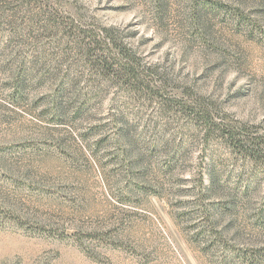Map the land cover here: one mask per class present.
Segmentation results:
<instances>
[{"label":"rangeland","instance_id":"374dc122","mask_svg":"<svg viewBox=\"0 0 264 264\" xmlns=\"http://www.w3.org/2000/svg\"><path fill=\"white\" fill-rule=\"evenodd\" d=\"M110 29L151 93L90 67ZM228 130L264 134V0H0V264H264Z\"/></svg>","mask_w":264,"mask_h":264},{"label":"trees","instance_id":"16d2710c","mask_svg":"<svg viewBox=\"0 0 264 264\" xmlns=\"http://www.w3.org/2000/svg\"><path fill=\"white\" fill-rule=\"evenodd\" d=\"M114 30H103L102 32V41L97 40L95 36L89 37L92 39L91 46L89 43L84 44V50L88 53L87 56L91 60L92 63L89 62L90 67L94 69L96 72L100 73L107 79H117L120 83L125 85L128 89L133 88L136 93L140 94H148L151 93L149 87V80L144 77V74L140 72L138 69L137 62L134 61L132 53L127 50L123 44H116L115 35H113ZM81 42L78 43L80 45ZM107 51H105V50ZM90 51V52H89ZM99 55H93V53ZM91 53V55H89ZM117 58V61L114 60ZM89 60V61H90ZM155 93L152 94L154 97H161L158 94L160 92L155 89ZM86 102V101H85ZM84 106L86 103H83ZM84 106L81 109L77 110L76 115H79ZM189 110V114L197 116L199 118V122L203 125L204 129L213 131L216 130L218 124L215 122V119L212 118V111L209 110L208 106L202 104H191L187 108ZM123 128H121L122 130ZM219 130V128L217 129ZM126 136V135H125ZM124 134L121 137H125ZM222 137L231 145L234 149H236L242 155V158L249 162H262L264 164V134H239L236 132L227 131L224 132ZM124 139V147L130 149L135 146V139L133 137H125ZM130 160L137 161L142 157L140 155L131 154L128 156ZM212 187H215V181L212 178ZM235 200H230L229 204H233Z\"/></svg>","mask_w":264,"mask_h":264}]
</instances>
